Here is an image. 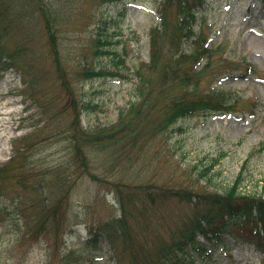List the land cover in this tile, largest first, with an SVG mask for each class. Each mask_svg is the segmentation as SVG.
Returning <instances> with one entry per match:
<instances>
[{
	"label": "rangeland",
	"instance_id": "obj_1",
	"mask_svg": "<svg viewBox=\"0 0 264 264\" xmlns=\"http://www.w3.org/2000/svg\"><path fill=\"white\" fill-rule=\"evenodd\" d=\"M9 1L22 17L11 23L4 44L13 50L24 47L22 61L41 75L31 87L17 68L0 72V198L10 211L0 209V264H144L206 209L171 199L150 203L151 190L213 194L232 186L242 171L243 191L264 190V12L247 13L253 0H220L195 28V35L211 46L200 94L214 88L231 93L237 100L234 112L198 113L153 134L167 114L165 103L154 105L147 139L138 144L142 150L129 159L75 138L83 130L96 135L121 128V116L142 102L138 69L152 85L153 99L159 95L161 65L151 68L150 63L154 33L162 63L167 55V61L188 56L202 45L196 37L181 40L177 6L165 0L112 6L108 16L117 24L108 36L114 38L116 56L95 57L92 40L104 33L99 22L103 0ZM55 55H61L70 89L59 80ZM183 63L187 71L193 62ZM87 64L122 71L125 79L86 80L80 73ZM250 66L253 72L244 76ZM84 103L92 107L84 110ZM216 159L217 167L202 178L199 172ZM119 192L147 204L133 207L126 242L102 240L96 251L82 237L107 233L108 224L122 216ZM229 248L231 254L218 250L210 264H264L249 246L231 243Z\"/></svg>",
	"mask_w": 264,
	"mask_h": 264
},
{
	"label": "trees",
	"instance_id": "obj_2",
	"mask_svg": "<svg viewBox=\"0 0 264 264\" xmlns=\"http://www.w3.org/2000/svg\"><path fill=\"white\" fill-rule=\"evenodd\" d=\"M220 0H165L169 6H177L178 9V30L181 32L182 41H189L192 37L201 40L202 45L186 56L181 53L173 59H169V55L164 58L162 50L158 46V38L154 33L152 35V53L150 54L151 68H158L161 65V91L154 99L152 97V85L148 83L144 77L143 68L137 70L136 78L139 79L138 87L139 96L142 102L131 109L126 117L121 116V128L113 132H100L96 135L83 130L76 139L77 142L91 146L105 148V150L121 151L119 157L129 159L136 149L142 150L138 146L139 142L146 140L148 125L151 123L149 110H154V105L165 103L167 106V114L157 128L152 133L165 131L175 127L180 121L193 117L198 113L206 115L212 114H231L237 105V100L232 97L231 93H227L219 88H214L206 95H201L199 91V83L201 78L208 72L210 63L205 68L202 66L204 61L210 58L211 46L208 41L203 40L201 35H195V28L198 25L199 17L207 12V9L213 10L215 4ZM235 2L237 0H228ZM103 7L99 17L101 24L100 30L104 28V33H100L98 37L92 40V50L95 57L116 56L114 38L108 36V29L117 22L108 16L111 7L125 0H103ZM247 13L264 12V0H253L246 5ZM159 16V15H158ZM13 9L9 0H0V72H6L12 68H17L25 76L29 78L27 83L32 87L39 79L41 74L38 69L32 66V63L22 61L26 55L24 47H17L14 50L6 47L4 38L11 31V23L17 18H21ZM159 22L164 25L166 18L160 14ZM48 31H51V24H47ZM165 26V25H164ZM51 41L53 34H50ZM192 61V66L185 71L183 69L185 61ZM210 60V59H209ZM57 65V74L62 86L70 89L68 73L63 67L61 55H55ZM123 64V62H120ZM204 63V64H203ZM244 74L247 76L253 72L250 66ZM81 76L86 80L103 79L108 76L112 78L122 77L125 79L122 71L112 72L107 68L100 66L85 65L81 71ZM229 78H236L234 74H230ZM179 90L181 93L178 94ZM163 98V99H162ZM74 103L75 100L73 101ZM151 103V104H150ZM77 104V103H76ZM150 106V107H149ZM84 110L91 108V104H82ZM152 110V112H153ZM181 130V129H179ZM123 133V134H122ZM120 134V135H118ZM116 154V153H115ZM219 160H212L208 167L202 169L199 174L202 178H207L217 167ZM18 179V175H15ZM244 172L242 171L236 181L229 188L207 195H198L186 190L161 189L160 191L151 190L148 192L150 203L156 204L159 200H179L182 203H192L195 206L203 205L206 209L196 212L193 219H189L185 223L178 234L171 241L165 242L158 251L144 264H210L214 261V254L218 251H224L231 254L229 244L234 243L240 247L249 246L257 254L264 259V190L257 193L243 191ZM21 188L27 189L23 183ZM40 186V185H39ZM118 198L122 207V216L116 221L108 224L110 230L97 232V235L82 240L86 246L94 250L100 249L102 240L110 242L112 245L120 238L127 241L129 234L127 222L133 217V207L147 204L145 199H133V197L124 196L119 192ZM136 196V194H134ZM0 209L10 214L6 200L0 198ZM139 205V206H137ZM17 214V212H15ZM53 213V212H50ZM239 231L247 229V236L239 234ZM142 264V263H140Z\"/></svg>",
	"mask_w": 264,
	"mask_h": 264
}]
</instances>
